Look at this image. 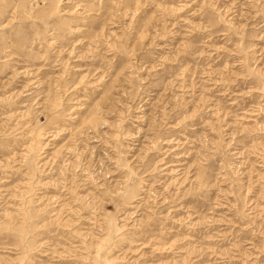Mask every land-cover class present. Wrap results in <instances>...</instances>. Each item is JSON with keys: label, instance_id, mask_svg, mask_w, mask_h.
Segmentation results:
<instances>
[{"label": "rangeland", "instance_id": "obj_1", "mask_svg": "<svg viewBox=\"0 0 264 264\" xmlns=\"http://www.w3.org/2000/svg\"><path fill=\"white\" fill-rule=\"evenodd\" d=\"M0 264H264V0H0Z\"/></svg>", "mask_w": 264, "mask_h": 264}]
</instances>
